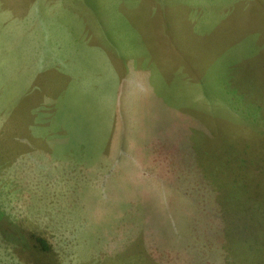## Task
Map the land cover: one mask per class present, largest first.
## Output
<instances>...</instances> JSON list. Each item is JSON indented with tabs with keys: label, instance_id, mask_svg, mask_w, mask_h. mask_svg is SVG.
I'll return each mask as SVG.
<instances>
[{
	"label": "rangeland",
	"instance_id": "374dc122",
	"mask_svg": "<svg viewBox=\"0 0 264 264\" xmlns=\"http://www.w3.org/2000/svg\"><path fill=\"white\" fill-rule=\"evenodd\" d=\"M0 264H264V0H0Z\"/></svg>",
	"mask_w": 264,
	"mask_h": 264
},
{
	"label": "trees",
	"instance_id": "16d2710c",
	"mask_svg": "<svg viewBox=\"0 0 264 264\" xmlns=\"http://www.w3.org/2000/svg\"><path fill=\"white\" fill-rule=\"evenodd\" d=\"M31 237V236H30ZM35 243L43 250L46 251L48 249L47 244L45 243V241L39 237H31Z\"/></svg>",
	"mask_w": 264,
	"mask_h": 264
}]
</instances>
